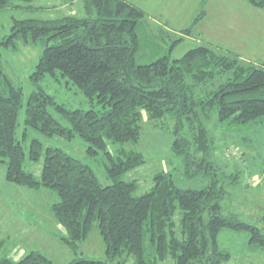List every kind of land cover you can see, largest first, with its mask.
Segmentation results:
<instances>
[{
    "label": "trees",
    "instance_id": "1",
    "mask_svg": "<svg viewBox=\"0 0 264 264\" xmlns=\"http://www.w3.org/2000/svg\"><path fill=\"white\" fill-rule=\"evenodd\" d=\"M247 1L264 8V0ZM11 3L0 0V10ZM80 3V15L14 18L0 40L12 49L17 39L42 44L29 74L36 88L24 105L20 85L4 70L0 48V159L6 180L55 194L48 208L73 252L94 225L104 242V257L75 255L67 264H121L124 255L132 256V264H158L168 257L172 264H225L232 254L218 241L222 228L246 230L248 247L264 250V214L258 226L223 206L239 172L225 171L207 126L215 113L220 125L237 131V141L246 142L239 132L264 124V62L243 61L237 52L205 43L172 57V43L181 37L165 53L141 62L148 43L139 33L145 14L140 6L131 0ZM150 45L157 52V43ZM57 72L79 87L87 106L69 107L38 85L44 75ZM21 107L26 128L79 137L85 156L100 157L109 182L102 183L88 162L59 146H43L38 137L30 138L25 150L17 136ZM143 112L170 117V150L178 160L157 170L151 187L137 194L138 181L125 173L144 159L127 144L138 140ZM41 156L39 175L23 167L26 158L37 162ZM0 264L56 263L32 249L17 259L0 255Z\"/></svg>",
    "mask_w": 264,
    "mask_h": 264
},
{
    "label": "rangeland",
    "instance_id": "2",
    "mask_svg": "<svg viewBox=\"0 0 264 264\" xmlns=\"http://www.w3.org/2000/svg\"><path fill=\"white\" fill-rule=\"evenodd\" d=\"M131 1L145 11L139 33L142 42L147 41L148 44L139 57L141 62L165 53L166 46L177 37L181 38L172 43L169 51L172 57L180 56L187 48L198 43H205L237 52L243 61L264 62V8L254 6L247 0ZM200 12L201 16L194 22ZM82 13L80 0H12L11 5L0 10V40L10 32L14 18H54L63 14ZM189 26L187 33L182 30ZM16 41V49L5 47L2 43L0 48L4 70L15 84L20 85L24 105L29 92L36 88L29 74L38 59L42 44H23L20 39ZM152 42L157 43V52H153L152 46H155L150 45ZM38 85L51 93L58 102L69 107L87 106L79 87L58 72L55 76L44 75ZM51 112L66 124L61 114L55 110ZM213 116L207 121V126L215 140V156L224 165L226 172H239L237 181L229 185L230 195L223 201V206L237 212L243 220L263 226L264 124L254 129L243 128L239 135L243 134L249 140L244 139V142L238 138L237 141V131L220 125ZM17 120V136L25 150L30 138L38 137L43 146H59L88 162L102 183L109 182L104 176L100 157L85 156V143L79 137L68 140L26 128L23 124V107L19 110ZM140 126L138 140L127 145L140 150L144 161L125 173V178L138 181L137 194L151 187L152 176L157 170L170 168L177 163L170 150V117L164 115L161 118H151L146 117L143 112ZM249 146L251 147L248 149ZM41 161L42 156L37 162L26 158L23 167L39 175ZM4 173L5 163L0 159V255L7 254L17 259L34 249L41 251L56 264H67L75 255L104 257V242L96 225L84 239L76 242V252H73L71 245L65 241V229L53 218L48 208L55 194L44 187L35 189L15 184L6 180ZM174 217L177 219V214ZM247 239L246 230L222 228L219 231V243L232 254L225 264H264V250L249 248ZM122 259L124 261L121 264H132L131 255H124ZM172 263V259L168 257L158 264ZM111 264L119 263L114 260Z\"/></svg>",
    "mask_w": 264,
    "mask_h": 264
}]
</instances>
